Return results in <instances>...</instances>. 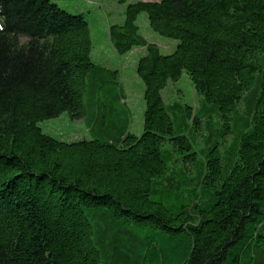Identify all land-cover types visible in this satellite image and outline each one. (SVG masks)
Here are the masks:
<instances>
[{
	"label": "trees",
	"instance_id": "trees-1",
	"mask_svg": "<svg viewBox=\"0 0 264 264\" xmlns=\"http://www.w3.org/2000/svg\"><path fill=\"white\" fill-rule=\"evenodd\" d=\"M117 2L112 47L146 49L140 136L84 14L0 0V264H264V0ZM65 112L92 140L39 127Z\"/></svg>",
	"mask_w": 264,
	"mask_h": 264
},
{
	"label": "rangeland",
	"instance_id": "rangeland-1",
	"mask_svg": "<svg viewBox=\"0 0 264 264\" xmlns=\"http://www.w3.org/2000/svg\"><path fill=\"white\" fill-rule=\"evenodd\" d=\"M52 1L72 14H84L86 16L93 39L92 58L96 63L105 65L110 70L117 69L120 71L121 78L128 89V105L134 113L130 131L138 136L142 135L143 116L146 109L144 101L145 86L142 79L137 75L136 70L139 60L146 55V49L138 48L127 55H119L112 47L109 37L110 26L124 23V8L119 5L117 0ZM140 1L159 2L161 0ZM137 25L141 34L150 43L157 44L163 55H170L175 52L179 41L155 32L150 26L147 13H141L138 16ZM168 87L173 88L176 97H182L186 103L190 105L197 104L195 100H199V96L186 73H183L178 81H171ZM165 94L170 96L171 92L167 91ZM39 127L46 135L64 142L92 140V136L89 134L84 121L72 120L68 112L61 114L57 118L40 122Z\"/></svg>",
	"mask_w": 264,
	"mask_h": 264
},
{
	"label": "bare ground",
	"instance_id": "bare-ground-1",
	"mask_svg": "<svg viewBox=\"0 0 264 264\" xmlns=\"http://www.w3.org/2000/svg\"><path fill=\"white\" fill-rule=\"evenodd\" d=\"M131 1H134V0H131ZM120 5V4H119ZM108 68V67H107ZM109 69V68H108ZM117 70V69H116Z\"/></svg>",
	"mask_w": 264,
	"mask_h": 264
}]
</instances>
